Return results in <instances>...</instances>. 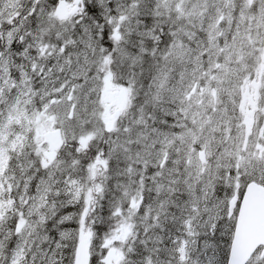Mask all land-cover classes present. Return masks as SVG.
<instances>
[{
  "label": "snow or ice",
  "instance_id": "1",
  "mask_svg": "<svg viewBox=\"0 0 264 264\" xmlns=\"http://www.w3.org/2000/svg\"><path fill=\"white\" fill-rule=\"evenodd\" d=\"M0 264H264V0H0Z\"/></svg>",
  "mask_w": 264,
  "mask_h": 264
}]
</instances>
